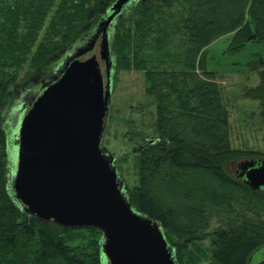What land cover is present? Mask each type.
<instances>
[{"label":"trees","instance_id":"1","mask_svg":"<svg viewBox=\"0 0 264 264\" xmlns=\"http://www.w3.org/2000/svg\"><path fill=\"white\" fill-rule=\"evenodd\" d=\"M57 1L0 0V68H8L0 74V264H106L100 239L88 246H70L62 238L71 228L30 215L12 189L10 175L15 171L18 149L12 129L15 112L41 85H20L11 94L17 74L13 71L30 54L49 9L57 6ZM114 1L62 0L50 31L62 35V44L55 46L51 55L39 56L40 70L50 76L67 56L84 46ZM127 12L135 19L136 31L143 32L142 38L158 32L163 45L168 46L171 36L181 29L184 40L180 44L185 47L181 54L164 48L157 60L147 56L142 61L145 66H138L146 72L149 93L157 98L160 137L141 148V170L149 194L135 191L129 202L142 216L167 227L178 216L193 219L200 211L204 215V204L196 207L195 199L210 198L215 186L230 188V220L225 219L229 224L213 234L214 257L222 264H264V224L258 217L235 213L241 204L238 197L247 200V192H264L252 190L225 171L224 160L234 153L229 113L216 74L208 69L207 54L214 41L234 32V51L244 50L254 39L264 44V0H133L109 30L114 59L119 49L126 48L121 43L120 20ZM125 32L130 43L133 28ZM59 52L65 53L59 58ZM168 64L172 69H163ZM15 99L18 104L11 109ZM201 219L209 224V216ZM180 254L178 251V261L183 264Z\"/></svg>","mask_w":264,"mask_h":264},{"label":"water","instance_id":"2","mask_svg":"<svg viewBox=\"0 0 264 264\" xmlns=\"http://www.w3.org/2000/svg\"><path fill=\"white\" fill-rule=\"evenodd\" d=\"M132 2L116 0L85 46L66 57L57 79L24 106L12 189L29 214L40 220L100 230L106 264H179L160 223L133 208L114 157L101 149L115 72L109 30ZM100 38L105 73L96 55L81 60ZM236 177L264 192V159L242 161Z\"/></svg>","mask_w":264,"mask_h":264},{"label":"rangeland","instance_id":"3","mask_svg":"<svg viewBox=\"0 0 264 264\" xmlns=\"http://www.w3.org/2000/svg\"><path fill=\"white\" fill-rule=\"evenodd\" d=\"M61 1H57V6H51L30 54L25 55L21 62L16 65L17 69L13 71L17 73L15 74L16 82L10 89L11 94L20 85L25 87L27 84L26 86H28L40 73L39 56L51 55L55 46L62 44V35L50 34L52 22L58 13ZM130 14L127 12L124 18L120 20L122 25L121 43L126 48H124L125 50L119 49L118 57L114 59L116 61L112 83V100L101 145V149L107 155L114 157V166L124 184L123 191L129 201L135 191L149 194L148 187H144V175L141 170V148L148 140L160 137L157 98L149 93L146 72L139 69L138 66H145L142 61L147 56H152L154 60H157L164 48L166 52L180 54L185 49L180 44L184 40L183 35L181 36L179 33L181 29H177L176 34L171 36V42L168 46H164L161 42L162 36L158 32L149 35L147 39L142 38L141 33L143 32L136 31L133 21L135 19H132ZM248 19L249 17L246 20ZM131 27L133 28V36L129 43L125 31ZM234 36L235 32L223 35L207 49L208 69L216 74L229 113L230 149L234 153L226 156L224 168L227 174L232 177H236L237 166L242 161L249 158L264 159V44L258 39H254L246 44L244 50L234 51L235 46L232 45ZM100 43L101 38L95 50L85 54L81 60L86 61L96 55L101 63L102 71L105 73V65L100 58ZM140 46L139 52L135 54ZM64 53L59 52L57 57L60 58ZM154 65L158 66L159 64L154 63ZM2 69L7 70L8 68L1 67L0 74L3 73ZM163 69H172V66L168 64L163 66ZM17 104L15 99L10 108H15ZM22 110L23 107L15 112L16 124L12 128L14 138L18 134L20 123L25 116ZM16 165L17 160L15 158L14 168ZM151 185H149L150 191ZM245 194L248 197L247 200H242L241 196L238 197L241 204L238 205L237 209L235 208V213L242 217L247 215L258 217L264 224V195L251 191ZM229 196L230 188L215 186L210 198L198 197L195 199L197 200L195 201L196 207H199L201 203L204 204V215L200 211L197 217L194 216L195 221L192 216L191 218L178 216L173 224L167 227L160 224L176 257L178 251H181L179 256L183 260V264H222L214 257L212 241L215 231L224 229L229 224L225 222V219L230 220ZM233 196H235L234 192ZM205 216H209L210 219L207 225L202 223L203 219H201ZM71 229L72 231L66 232L62 239L72 247L88 246L99 239L102 243L103 233L100 230H90L91 228ZM179 264L182 263L179 262Z\"/></svg>","mask_w":264,"mask_h":264},{"label":"flooded vegetation","instance_id":"4","mask_svg":"<svg viewBox=\"0 0 264 264\" xmlns=\"http://www.w3.org/2000/svg\"><path fill=\"white\" fill-rule=\"evenodd\" d=\"M108 14H110L109 12L107 13V14H105V16L106 15H108ZM104 16V17H105ZM104 18H102V20H103ZM101 20V21H102ZM96 33V28L94 29V31H93V34L91 35V37L94 35ZM90 37V38H91ZM89 38V39H90ZM85 46V45H84ZM83 47V46H82ZM82 47H80V48H82ZM79 48H77V50H78ZM76 50V51H77ZM76 51H74L73 53H75ZM72 53V54H73ZM71 55V54H70ZM58 69L59 68H56L55 70H52V72H51V75L50 76H47V72H46V70H43V71H41L40 70V73H38L37 74V76L33 79V81L32 82H35V83H39V84H41L40 85V90H39V92L37 93V94H34V95H31V99H28L27 97V100H26V102L27 103H25L24 105H23V110H22V112L24 111V106L26 105V106H29L30 104H32L34 101H35V99H37L42 93H43V91L45 90V88H46V86L47 85H49L50 83H53L56 79H57V77H58V73H57V71H58ZM27 85V84H26ZM25 85V87H27ZM19 96V95H18ZM24 97H25V95H24ZM25 98V99H26ZM27 109H29V107L27 108ZM150 141V140H149ZM18 143V140H17V142H16V144ZM17 147V146H16ZM250 159V158H249ZM253 159H260V158H253Z\"/></svg>","mask_w":264,"mask_h":264}]
</instances>
